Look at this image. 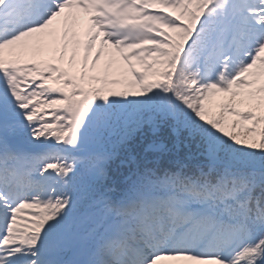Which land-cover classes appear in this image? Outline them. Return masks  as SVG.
<instances>
[{
	"label": "snow or ice",
	"instance_id": "snow-or-ice-1",
	"mask_svg": "<svg viewBox=\"0 0 264 264\" xmlns=\"http://www.w3.org/2000/svg\"><path fill=\"white\" fill-rule=\"evenodd\" d=\"M0 264H264V0H0Z\"/></svg>",
	"mask_w": 264,
	"mask_h": 264
},
{
	"label": "rangeland",
	"instance_id": "rangeland-1",
	"mask_svg": "<svg viewBox=\"0 0 264 264\" xmlns=\"http://www.w3.org/2000/svg\"><path fill=\"white\" fill-rule=\"evenodd\" d=\"M40 59H44V60H47L49 58V53L47 51H45L40 57ZM78 58V57H77ZM107 60V57L105 58H102L101 60V64L103 63V61H106Z\"/></svg>",
	"mask_w": 264,
	"mask_h": 264
}]
</instances>
